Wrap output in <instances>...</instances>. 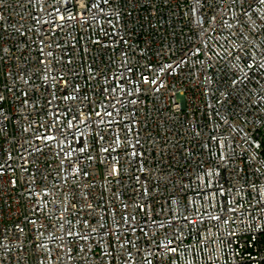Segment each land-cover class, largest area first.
Wrapping results in <instances>:
<instances>
[{"label":"built area","instance_id":"built-area-1","mask_svg":"<svg viewBox=\"0 0 264 264\" xmlns=\"http://www.w3.org/2000/svg\"><path fill=\"white\" fill-rule=\"evenodd\" d=\"M0 264H264V0H0Z\"/></svg>","mask_w":264,"mask_h":264}]
</instances>
